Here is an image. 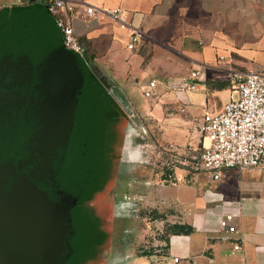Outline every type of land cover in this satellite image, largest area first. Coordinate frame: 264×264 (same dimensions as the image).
Masks as SVG:
<instances>
[{
  "label": "crops",
  "instance_id": "1",
  "mask_svg": "<svg viewBox=\"0 0 264 264\" xmlns=\"http://www.w3.org/2000/svg\"><path fill=\"white\" fill-rule=\"evenodd\" d=\"M83 5L121 8L122 18L142 33L134 50L126 48L127 32L106 16L82 18ZM7 8L0 6V10ZM74 10L79 13L71 15L74 35L94 54V61L87 64L94 84L101 86L105 81L113 95L104 91L121 111L111 117L110 125L121 137L115 179L133 177L126 181L128 190L132 185L137 189L139 184H148L137 179L138 171L130 172L134 146L128 136L129 117L151 123L160 145L182 148L187 158L169 175L173 190L166 204L168 224L158 227L157 242L151 243L154 249L149 255L147 242H138L129 255L133 264L140 258L152 259L150 264H264V160L255 168L224 170L216 180L194 167L210 145L200 132L204 111H221L233 93L234 75L264 74V0H75ZM118 50L131 53L118 70L121 76L113 70L106 72L107 60L106 64L96 62L107 57L111 63ZM196 70L201 76L192 82L195 89L179 90L178 83H190L189 76ZM152 80L156 98L145 105L116 92L120 84H130L129 88L143 84L145 88ZM120 103L133 111L131 116ZM126 194L121 199L124 205L134 200ZM144 200L139 195L135 201ZM225 215L233 216L235 234L219 231V220ZM175 224L190 230H173ZM163 229H167L166 237L161 236ZM236 243L239 250L233 249Z\"/></svg>",
  "mask_w": 264,
  "mask_h": 264
},
{
  "label": "water",
  "instance_id": "2",
  "mask_svg": "<svg viewBox=\"0 0 264 264\" xmlns=\"http://www.w3.org/2000/svg\"><path fill=\"white\" fill-rule=\"evenodd\" d=\"M91 76L82 56L63 46L61 30L47 10H0V264H53L60 256V251L55 253L68 244L69 228L58 216L46 226L43 217L42 228L41 208L43 204L45 216L55 193L45 190L46 183L59 184V154L67 128L65 94L75 89L78 112L89 93L92 116H111L100 92L109 90L113 95V91L105 81L103 89L94 84ZM120 106L132 115L128 106ZM88 161L87 167L97 169L99 175L98 156ZM90 175L86 184L81 179L76 182L78 191L83 189L78 192L81 199L95 191L90 186L93 175H98L95 171ZM68 257L70 261L72 256Z\"/></svg>",
  "mask_w": 264,
  "mask_h": 264
},
{
  "label": "rangeland",
  "instance_id": "3",
  "mask_svg": "<svg viewBox=\"0 0 264 264\" xmlns=\"http://www.w3.org/2000/svg\"><path fill=\"white\" fill-rule=\"evenodd\" d=\"M0 6L8 7L7 10L10 12H22L25 10H46L44 0H34L24 6L17 5L15 3V0H0ZM127 55L131 56V53H128V51L125 50H118L116 51L115 58L113 59V61H111V63L109 60L110 58L107 57L98 59L96 62L98 64H106L107 60L108 69L106 70V72L109 73L110 70H113L116 71L119 76H121L122 72H119L118 70H121L125 65L123 59H125ZM111 66L113 69H109V67ZM129 85L130 84H120L121 87L119 86V88H117V91H115L118 92L119 96L121 97L124 95L128 97L130 95L133 98L132 102L140 106H142L143 104L145 105L148 101L156 98L155 96L149 98L144 96L143 84H132L131 88H129ZM107 93L108 92L104 91L100 92V94L103 95V102L110 109L111 116H109V114L105 116V114L103 113H97L98 117L96 118H94L95 116H92L90 109L92 107V101L88 97L89 93L87 94L88 96L85 95L83 101L80 102L81 110H79V116L77 118V124L74 131V149L77 151L75 158H78L79 163L75 159L74 162L71 163L69 170L67 171L64 179V184L66 187L65 192L69 190L70 183L73 181L81 179L84 180L86 184L88 180L92 179L90 171H95L96 176L98 175L97 169L91 170L87 167L89 163L88 159L95 160L97 155L99 160V175L97 176V178L93 175V185L90 186V188L93 187L95 191L100 189V194L103 193L101 192L103 183L105 182L103 171L104 169H106V165H108V163L110 162L112 163V161H115V167L117 168L118 166L116 165V162H121L119 157L120 134L118 131L111 130L112 126H110L113 122L111 117L113 115H118L116 112L117 106L112 102V99H109L110 97L107 96ZM93 115L95 114L93 113ZM153 116H156V114L154 113ZM109 117L110 119L107 120ZM134 117L138 118L137 116ZM137 124L140 131L142 132L141 134L143 136V140L139 142L140 144H132L134 146V148L132 147L134 156H132L133 161L131 162L132 164H130L133 165V169L130 172L138 171L139 174L137 179H142L143 182L147 181L148 184H139L137 185V189L134 188L135 185H132L130 187V190H128V188L125 187L126 181L132 179L133 177H118V183L115 184L114 187H112V189L117 190L118 194L116 196H113L111 192H108L106 194H101L96 198V204L99 209L101 205H111V203H113L112 201H115L117 203L115 207L117 208L116 211H119L121 214L128 213L130 215L129 217L125 216V219L120 218L117 220V224L115 227V230H117V232H113V237L115 235V238L114 240L112 238V244L117 248V252H121V255H119V257L113 258L109 264H133L134 259L129 255H132V249L135 250V248L138 246V242H147V247H150V250L152 247L151 243L157 242L158 227L162 226V228H165L168 224L166 204L168 202L169 193L173 190V188L170 186L172 179L171 176L169 177V175L174 168L182 167L183 163L186 162L185 160L187 159L183 155L182 148L171 149L165 145H160L157 140V133L152 129L151 123L141 120V122L138 121ZM89 137L91 139V142L93 143L91 144V146L90 144L88 145ZM86 139L87 141H85ZM91 155H93L95 159ZM95 179H98L97 184L94 183ZM158 182L160 183V185H157ZM82 191L83 189H79L78 192L81 193ZM95 191L90 195L94 193L97 195L98 191L97 193ZM125 194L126 196L128 195L131 200H134L126 202V205H120V202L122 201L121 199ZM73 195L74 193L70 196V203H72L75 199L73 198ZM139 195H142V197L146 198V200H144L143 202L135 201ZM67 196L69 198V195ZM91 212L92 211L89 212L87 209L76 211L79 219L75 218V225H71L72 227H70V232L72 234L70 244L65 245L62 249L63 252L67 253V256L68 254L69 256L74 255L69 261V264L73 262L74 259H78V257H80L79 260L76 262L74 261V264L82 263V257L84 258L85 254H81V256H79V254L82 250V247L87 244L85 242V236L91 238L95 235L93 220L94 214H91ZM98 217L101 220L102 224L100 225V227L103 230V228L105 227V225L103 224L104 216ZM118 221L121 224H119ZM123 227L128 228L126 234L123 230H121ZM132 229L135 230L133 234ZM145 229L147 231L146 233H143V230ZM163 230L164 233H162L161 236H165L167 234V229ZM90 238H88V240ZM118 242L121 243V249ZM126 246L128 247L127 249H125ZM82 252L86 253V249L83 248ZM123 253H125L126 256L124 257L125 259L122 260ZM150 261H152V259L140 258L139 260H137V263L150 264Z\"/></svg>",
  "mask_w": 264,
  "mask_h": 264
},
{
  "label": "built area",
  "instance_id": "4",
  "mask_svg": "<svg viewBox=\"0 0 264 264\" xmlns=\"http://www.w3.org/2000/svg\"><path fill=\"white\" fill-rule=\"evenodd\" d=\"M34 0H15L17 5H27ZM45 9L55 19L62 33L63 46L80 56L82 47L77 41L71 26V15H78L74 10L75 0H44ZM97 15L106 16L127 32L126 48L134 50L142 38L139 29L133 27L123 18L121 8L99 9L83 5L81 17L95 18ZM224 61L223 56L218 57ZM201 73L191 72L190 83L179 82L181 91L194 90L195 80ZM233 93L223 105L221 111L213 113L204 111L200 132L210 140V145L204 148L194 167L207 173L212 179L219 178L224 170H244L261 165L264 160V74L247 72L234 75ZM155 82L152 80L144 88V96H153ZM218 229L226 234L238 232L234 218L225 215L220 218ZM234 250L240 249V244L233 245ZM177 259L174 258V262Z\"/></svg>",
  "mask_w": 264,
  "mask_h": 264
},
{
  "label": "flooded vegetation",
  "instance_id": "5",
  "mask_svg": "<svg viewBox=\"0 0 264 264\" xmlns=\"http://www.w3.org/2000/svg\"><path fill=\"white\" fill-rule=\"evenodd\" d=\"M76 98L78 97L76 95L75 89L72 91L71 95L65 94V96L62 98V104L65 110V113H63L64 114L63 118H67V121H66L67 128H66L65 134L63 135V140L65 144L64 146H61L60 154H59L60 161H61L60 166H59L61 167V169H59L60 177L57 178V181H59V184L57 182L56 186L54 185L51 186V184L46 183L47 187H45V190L50 191L51 189H53V193L54 191L55 193L52 195V197L49 198L50 201H48V207L46 209L45 216H43V204H42V208H41L42 228H43V217H44V224L46 226L53 222L54 215L55 217L58 216V218H60L62 223L65 225V227L68 226L69 228V231L65 232L66 241L68 242L67 245H69L71 241V237H72V234L70 232V227H72L71 225H75V222H74L75 218L79 219L76 211L81 210V209H87L89 212L92 211L91 214L92 213L94 214L93 220H94V227H95V235L91 238L88 236H85V239H86L85 242L87 244L82 247L80 254L78 253L79 256H81V254H85L84 258L82 257L81 264H109L113 258L119 257V255H121V252L119 251L117 252V248L112 244V238L113 240L115 238V235L113 237V232H117V230H115L117 220L120 218L125 219V216L129 217L130 215L128 213L121 214L119 211H116L117 208L115 207L117 203L115 201H112L113 203H111V205L109 204L107 206L101 205L100 209L97 207V204H96V201H97L96 198L100 196L101 194H106L108 192L109 193L111 192L113 196H116L118 194L116 189H112V187H114L115 184L118 183V180L115 179L116 171H117V168L115 167V161L111 160L112 163L110 162L108 163V165H106L105 174H104L105 182L103 183L102 190H101V192L103 193L100 194L99 192L100 189H98L97 190L98 193L97 191H95L97 195L94 193L92 195H88L89 197L87 196L81 199L82 195L78 194L79 184L76 183L77 181L71 182L70 185L72 186L69 188L68 190L69 192L68 191H67L68 193L65 192L66 187L64 184L65 183L64 179L67 174V171L69 170L71 163H73L74 160L76 159L75 157L77 154V151L74 149V134H75L74 131H75V127L77 124V118L79 116L78 115L79 111L77 112V109H78L77 104H79V100H77ZM135 119H136L135 117H129L127 119L129 121V126H130L128 136L130 137L133 145L137 143L140 144L139 142L143 140V136L141 134L142 132L140 131L138 124H137L138 122H136ZM113 129L115 128L114 127L111 128V130ZM89 140H90V137L88 139V142ZM85 141H87V139ZM120 144H121V141H120ZM120 148H121V145H120ZM119 157H120V152H119ZM76 161L79 163L78 158L76 159ZM116 165H118V162H116ZM40 183H41L40 187L43 190V178L41 179ZM62 187L64 188V190L62 189ZM76 191L78 195L76 194ZM73 193H74L73 198L75 199L72 203H70L71 201L70 196ZM67 195H69V198ZM121 204L124 205L122 201L120 202V205ZM98 216H101V217L104 216L103 224L105 225V227L103 228V230L100 227L102 223ZM119 224L121 223L119 222ZM77 225H78V222H77ZM121 230L124 231L125 227H123ZM88 238L90 239L88 240ZM118 243L120 244V249H121L122 247L121 243L120 242ZM63 247H64V243L58 249L57 253H55V255H57L58 252L60 251L59 260H58V257H56V259L53 261V264H65L69 261V257L66 255L67 253L62 251ZM83 248L86 249V253L82 252ZM40 253L43 256V249L40 251ZM71 256L73 257L74 255H71ZM79 258L80 257H78V259H75V262L78 261Z\"/></svg>",
  "mask_w": 264,
  "mask_h": 264
},
{
  "label": "trees",
  "instance_id": "6",
  "mask_svg": "<svg viewBox=\"0 0 264 264\" xmlns=\"http://www.w3.org/2000/svg\"><path fill=\"white\" fill-rule=\"evenodd\" d=\"M77 41L79 42V44L81 45V47H82V50H83V52H82V58L85 60V62L87 63V64H89V63H92L93 61H94V54H93V52H92V49H88L87 48V46L86 45H84V44H86V43H82L80 40H78L77 39ZM92 52V53H91ZM120 113H121V111L117 108V114H118V116L120 115ZM114 126H112V128H113ZM173 230H177V231H181V232H183V231H188V230H190V228L189 227H186V229H184L185 227L184 226H181V225H178V224H175V225H173L172 227H171ZM167 235V234H166ZM166 235L164 236V237H166ZM161 238V240L162 241H166V238ZM150 248V247H149ZM149 248H147V249H145L146 250V253L149 255L152 251H153V247H151V250L149 249Z\"/></svg>",
  "mask_w": 264,
  "mask_h": 264
}]
</instances>
